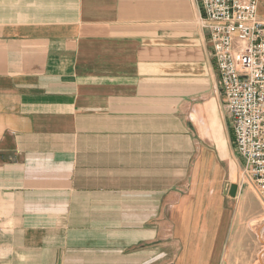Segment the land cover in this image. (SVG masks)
Segmentation results:
<instances>
[{"label": "crops", "instance_id": "crops-1", "mask_svg": "<svg viewBox=\"0 0 264 264\" xmlns=\"http://www.w3.org/2000/svg\"><path fill=\"white\" fill-rule=\"evenodd\" d=\"M201 16L199 0H0V264H229L242 188Z\"/></svg>", "mask_w": 264, "mask_h": 264}, {"label": "built area", "instance_id": "built-area-1", "mask_svg": "<svg viewBox=\"0 0 264 264\" xmlns=\"http://www.w3.org/2000/svg\"><path fill=\"white\" fill-rule=\"evenodd\" d=\"M235 145L264 200V20L258 0H199Z\"/></svg>", "mask_w": 264, "mask_h": 264}, {"label": "rangeland", "instance_id": "rangeland-1", "mask_svg": "<svg viewBox=\"0 0 264 264\" xmlns=\"http://www.w3.org/2000/svg\"><path fill=\"white\" fill-rule=\"evenodd\" d=\"M259 14L264 15V10L262 9ZM199 119L195 121V124L200 136L205 140H211L212 136L209 129L211 131L212 127L210 119ZM229 133L231 134V124ZM236 149L235 145L231 143L229 154L225 156L230 169H233V177H231L230 169L228 171L229 181L240 185L242 188L239 204H235L241 209L239 212L234 209L235 211L232 213V217H235V228L232 237H235L233 241L236 244V248L233 253V259L229 261V264H264V200L257 186L248 177L246 164ZM138 215L141 216V214ZM143 216L150 218V222L160 220V214H143ZM158 226L160 228V225ZM155 227H157L156 224ZM158 230V237L150 233L148 247L150 249L158 247L160 253V229ZM242 249H244V252L241 251Z\"/></svg>", "mask_w": 264, "mask_h": 264}, {"label": "water", "instance_id": "water-1", "mask_svg": "<svg viewBox=\"0 0 264 264\" xmlns=\"http://www.w3.org/2000/svg\"><path fill=\"white\" fill-rule=\"evenodd\" d=\"M237 186L235 184L230 185L228 193L231 197H235Z\"/></svg>", "mask_w": 264, "mask_h": 264}]
</instances>
